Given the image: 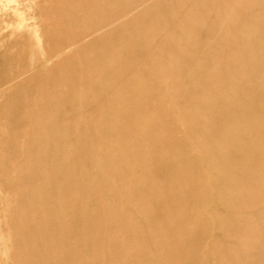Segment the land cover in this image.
I'll list each match as a JSON object with an SVG mask.
<instances>
[{
  "label": "rangeland",
  "instance_id": "obj_1",
  "mask_svg": "<svg viewBox=\"0 0 264 264\" xmlns=\"http://www.w3.org/2000/svg\"><path fill=\"white\" fill-rule=\"evenodd\" d=\"M215 2L153 0L125 20L121 33L158 24L167 48L151 55L124 44L105 81L104 68L82 58L44 57L76 31L69 22L101 19L100 0H0V83L42 59L51 73L35 95L0 94V264H264V113L248 118L254 136L237 143L247 153L226 161L221 152L236 142L218 135L225 117L199 105L219 97L220 68L242 63L216 52ZM230 24L221 32L233 50ZM118 40L103 37L82 56L101 59ZM125 69L135 74L119 77ZM19 97L35 104L16 135Z\"/></svg>",
  "mask_w": 264,
  "mask_h": 264
},
{
  "label": "bare ground",
  "instance_id": "obj_2",
  "mask_svg": "<svg viewBox=\"0 0 264 264\" xmlns=\"http://www.w3.org/2000/svg\"><path fill=\"white\" fill-rule=\"evenodd\" d=\"M152 1L153 0H100V6L102 7L101 10H99L100 12H102L101 19L94 20L90 24H87L85 21H83L82 18L76 19V21L73 23L69 22L68 25H70V27H75L76 31L71 35H67L63 39L56 41L54 44V49H49L48 51H46L47 53L44 57L49 58L50 62L63 58L68 60H71L72 58H82L85 63L84 67H86L87 69L97 70L99 68H104L105 71L108 70L106 69L108 65L109 68L112 63H114L115 61H119L120 58H118V55H116V53L118 52L119 54V52H122L121 47H124V44L125 46L132 45V43L136 41V44L139 49L142 47L145 49L146 52H149L151 55L156 51L164 52L167 46L163 42L162 36L156 35V32H154V30H156L154 28H157L158 25L156 23L155 26H147L137 23L136 27L129 26V28L123 30L122 33L119 31L120 25L128 19V21L130 22V19L135 17V15H137L139 11L140 12L138 16H144L146 14V11L150 9ZM256 2L257 4L254 3L252 0H247L246 3L242 5V8H237V6L234 7V3L237 5L235 0H216L215 2L216 11L218 14V16H216V19L214 20L215 24L213 23V29L216 30L218 33V37H215L216 52L219 56L220 54H224L225 56L229 57L235 56V58H238L242 61L239 66L235 65L227 71H224L223 68H220L219 76L216 77L217 87L220 90L218 98H206L205 96H200L202 97L201 104H199L200 106L204 107L207 106V104H211L213 106L214 103L213 109L217 111V113L221 114V120L222 116L225 117L224 121L222 122V125L220 122V126H226V128L222 129V134L218 135L223 139H226V141L227 139H233L234 142H236L235 149L233 147L232 152H221L219 158H222L223 160H229L232 156L240 157L244 153H247V149L245 147L239 148V144L237 143L240 139L251 140L252 136H254L255 131L253 130L255 129L254 127L251 128V124H248V118H251V120L253 121V117L258 119L262 115V113H264V0H260L261 5L258 4V1ZM253 4L256 5L254 6ZM226 5L229 6L227 9L225 8ZM225 11L231 14V17L225 16L228 15ZM229 22L231 23L229 27L233 29V33L236 36L234 38L235 48L233 50H229V48L225 49L223 47V44H225V41L223 42V36L225 35L222 34L221 29L222 27H228ZM134 28L137 29V31H141V33H136V31L133 30ZM146 33L149 35L151 34V37L148 38L149 35L146 36ZM241 33H243L245 36L242 37L240 35ZM111 34H114L117 38H119L118 42L112 43V45H110L113 48L110 51L111 54L108 53L107 56L101 59H89L84 58L82 56V53L85 51L86 48H88V46H93V44H95L99 39L109 36ZM140 38L142 40H140ZM104 44H106V42ZM235 49L237 50L234 51ZM126 52V58L133 59L134 49L132 48V51L126 50ZM103 63H105V65H103ZM44 64L45 62H43L42 59L39 60L38 63H36L35 65H27L26 67L19 68L14 73H8L7 75H5L3 77L2 82L0 83V94L6 93L8 89L14 91L12 94L15 96L16 94L25 90V92H30V94L32 95L37 94L39 91H41V86L47 84L44 78L51 74L45 71L46 69H44ZM244 71L249 72V74L244 77L245 79H242L244 75H242L241 72ZM133 73L134 72H132L131 70L125 69L121 72H117V75H119V77L121 78H124L131 76ZM113 75L115 76V74ZM102 76L103 79L107 81L106 79L110 76V74L105 71ZM49 77H51V75ZM233 79H235V81ZM33 84L35 85L33 86ZM194 95L195 94L192 90L186 91L183 97L184 101L186 102L185 104H191ZM224 100H227L228 103ZM15 101L16 106L14 108V111L11 112L12 118L10 119V121L11 128H13V132L16 135H19L20 133L22 134L27 130L25 126L26 123L23 124V122L21 121V117H24V115L22 114L23 112L24 114H28L30 112V109L27 104H35V100L34 98L24 99L19 97L16 98ZM197 108L199 109L200 107L197 106ZM185 111L188 117H193L194 110L192 109L191 105H185ZM197 111H195V113ZM231 115L236 118L234 120V123L233 118H229ZM240 121L243 122L242 126H240ZM149 122L151 123V121ZM231 125L232 128H230ZM233 126L235 128H233ZM259 133H261V131H259ZM149 146L151 147V145ZM226 165H229V163ZM44 178H46V176ZM24 239L25 238H23V240Z\"/></svg>",
  "mask_w": 264,
  "mask_h": 264
}]
</instances>
